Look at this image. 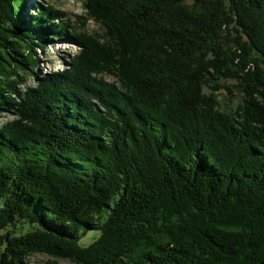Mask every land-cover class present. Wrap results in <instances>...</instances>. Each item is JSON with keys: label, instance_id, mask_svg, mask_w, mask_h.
Instances as JSON below:
<instances>
[{"label": "trees", "instance_id": "trees-1", "mask_svg": "<svg viewBox=\"0 0 264 264\" xmlns=\"http://www.w3.org/2000/svg\"><path fill=\"white\" fill-rule=\"evenodd\" d=\"M85 9L0 0V264H264V0ZM60 39L80 52L39 77Z\"/></svg>", "mask_w": 264, "mask_h": 264}, {"label": "rangeland", "instance_id": "rangeland-1", "mask_svg": "<svg viewBox=\"0 0 264 264\" xmlns=\"http://www.w3.org/2000/svg\"><path fill=\"white\" fill-rule=\"evenodd\" d=\"M46 3L54 5L56 8L66 12L68 17L72 19L75 27H79L82 24V19L87 17V11L85 9V0H44ZM31 3V0H29ZM32 12V11H31ZM33 14V13H32ZM85 30L93 34L95 32H101L97 23L92 20L87 21ZM79 46L72 40L64 42L62 39L57 41H51L44 50L38 52L39 67L37 73L39 77H43L46 74H52L57 72H63L70 68V64L75 56L80 52ZM108 81H113L112 78L107 77ZM228 89H223L216 92V96L221 103L223 110L236 111L238 106L243 104L244 94L239 89V82L236 80H223L221 82ZM28 86H35V82L30 80ZM231 91V93L229 92ZM207 93H211L208 91ZM13 120L12 116L3 115L0 118V124ZM5 231H1L0 234H4ZM96 234H89L83 240L84 245L90 244L95 238ZM54 261L53 258L45 255H38L29 258V264H46L47 262ZM59 264H71L68 260H60Z\"/></svg>", "mask_w": 264, "mask_h": 264}]
</instances>
